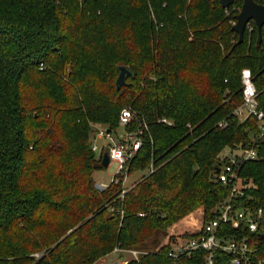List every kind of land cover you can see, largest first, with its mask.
Instances as JSON below:
<instances>
[{"label": "trees", "instance_id": "16d2710c", "mask_svg": "<svg viewBox=\"0 0 264 264\" xmlns=\"http://www.w3.org/2000/svg\"><path fill=\"white\" fill-rule=\"evenodd\" d=\"M225 10L219 0H0V264H93L116 247L140 253L127 264H169L170 243L201 235L228 196L215 178L227 148L256 151L238 167L250 185L240 200L264 213V141L254 117L232 115L245 69L264 113V27L259 46L253 24L237 45L239 12ZM122 66L133 77L117 90ZM124 108L148 128L129 174L156 171L116 200L120 184L93 188L104 167L89 142L70 152L61 128L87 139L91 124L115 129Z\"/></svg>", "mask_w": 264, "mask_h": 264}, {"label": "built area", "instance_id": "2783aa9c", "mask_svg": "<svg viewBox=\"0 0 264 264\" xmlns=\"http://www.w3.org/2000/svg\"><path fill=\"white\" fill-rule=\"evenodd\" d=\"M251 25L247 29H250ZM241 85L242 103L234 109L232 115L240 121L254 117L259 129L258 138L264 141V113L259 110V94L248 69L241 72ZM159 122L167 126L172 125L171 121L166 119ZM217 126L223 129L227 123L222 120ZM90 127L89 145L96 160L102 163L103 155L107 154L108 166L111 163L117 164L110 185L93 182V188L96 192L103 193L111 185L120 184L121 191L116 200H122L139 180L156 171L151 163L141 171L144 175L137 182L131 185L127 183L133 176L129 174L130 163L145 142L147 125L131 109L124 108L115 129L98 124H91ZM225 150V153L222 151L218 156L220 164L216 169L218 172H215V178L229 189V194L215 207L213 217L204 225L201 235L193 239L176 238L170 243L167 252L169 264H193L195 257L196 262L199 260L201 264H264L263 248L259 244V240H264V213L261 208L241 202L240 199L250 185L238 175L239 164L258 160L257 153L252 147ZM109 211L112 212L113 208L110 207ZM139 254L136 250H122L116 247L110 255L118 256V260L111 264H127L129 260H137ZM35 257L38 258L39 255ZM222 257H225V260H222Z\"/></svg>", "mask_w": 264, "mask_h": 264}, {"label": "water", "instance_id": "95a60500", "mask_svg": "<svg viewBox=\"0 0 264 264\" xmlns=\"http://www.w3.org/2000/svg\"><path fill=\"white\" fill-rule=\"evenodd\" d=\"M235 0H219L222 9H228ZM253 24L257 30L256 46H259L262 41V28L264 27V5L255 2L254 0H242V5L239 13L235 17V23L232 25L231 30L237 35V45L243 42L245 30ZM133 77V73L127 67L118 68V76L115 81V87L119 90L121 87L126 86V79ZM108 156L103 155L102 166H108ZM218 172V170H216ZM264 238V234L262 235Z\"/></svg>", "mask_w": 264, "mask_h": 264}, {"label": "rangeland", "instance_id": "374dc122", "mask_svg": "<svg viewBox=\"0 0 264 264\" xmlns=\"http://www.w3.org/2000/svg\"><path fill=\"white\" fill-rule=\"evenodd\" d=\"M233 11H236L238 13L240 11V8L239 7H231V10L229 12H227L226 10L224 11V16L225 17L229 16L231 14V12H233ZM234 22L231 21V22H229V24L232 25ZM98 43H102V44L105 43V39L102 38V36H99ZM61 129H62L63 135L65 133V135H64V146H65L66 150H68L70 152H71V150H73V152L79 151V149L81 151L83 148V145L87 144V142H90V135L86 139L85 136H81V134H79L76 130H74V132H73L67 128H61ZM120 132L121 131L119 130L118 133H120ZM223 152L225 153L226 150L224 149ZM237 153H239V152L237 151ZM116 169H117V164L111 163L107 168H104L103 170H95L94 173L92 174V179L96 183H104L106 185H110L111 179H112L113 175L115 174ZM142 175H144L143 172H137L136 174H134L133 176H131L128 179L127 183L129 185H131L132 183L137 182L142 177ZM116 260H118V256L108 255V256L100 258L99 260H97L93 264H111V263H114Z\"/></svg>", "mask_w": 264, "mask_h": 264}, {"label": "snow or ice", "instance_id": "6c2138e0", "mask_svg": "<svg viewBox=\"0 0 264 264\" xmlns=\"http://www.w3.org/2000/svg\"><path fill=\"white\" fill-rule=\"evenodd\" d=\"M247 75V74H246Z\"/></svg>", "mask_w": 264, "mask_h": 264}]
</instances>
